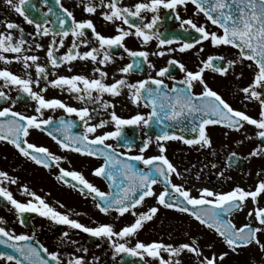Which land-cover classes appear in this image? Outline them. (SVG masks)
<instances>
[{"label": "snow or ice", "instance_id": "6c2138e0", "mask_svg": "<svg viewBox=\"0 0 264 264\" xmlns=\"http://www.w3.org/2000/svg\"><path fill=\"white\" fill-rule=\"evenodd\" d=\"M5 3L22 16L27 23L34 24L37 35L49 36L52 32L48 27L36 23L26 14L25 7L28 0H16V2L5 0ZM188 3L193 4L198 13H203L207 21L221 30L220 33L209 31L206 25H197L191 18L181 20V27L186 25L201 34L195 43L209 41L214 47L230 46L237 50L236 57L226 60L223 55H209L201 61L196 71L188 70L180 61L170 59L168 67L160 68L157 76L164 77L170 68L178 66L184 72V77L173 83L171 87L165 84L163 79L152 77L129 83L126 74L136 69L142 70V61L148 59L149 53L143 50L127 49L124 46L125 38L135 36L147 44L155 37L159 41V46L173 44L172 39L160 38V33L155 28L160 20L159 10L161 7L176 10L178 6L186 7ZM83 9L90 15L102 9L100 16L104 21L114 24L116 21H121L129 28L126 30L118 25L116 35L106 36L96 30L92 19L78 21L71 11L64 8L63 12L66 16L58 18L62 31L52 32L46 49V59L51 68L58 69L61 65L69 66L76 60H90L94 65H105L113 59L110 54L113 47H123L133 58L132 62L118 69V72L122 74L121 78L115 79L112 83L105 82L108 72L101 67L92 69L93 73L99 74L98 78H89L84 74L59 75L53 72L52 75L55 78L49 79V68L40 63V57L35 54H26L27 41L21 26L18 23L6 21L5 30L0 32V62L5 65L13 62L20 64L24 75L16 74L8 67L0 68V80L3 81L0 85V100L11 101L14 105L16 101L2 88H16L36 102V114L26 115L13 110V107L0 108V141L10 143L23 157L47 168L52 167L53 161L59 165V162L66 158L53 154L45 146L29 142L31 129L46 132L66 151L85 157H102L103 163L93 169V175L107 179L111 191H102L81 171L77 170H66L60 167L56 179L76 188L86 197L90 196L94 201H98L96 207L100 212L109 214L114 211L118 216L130 213L135 219L119 231L110 223L99 224L95 227L86 226L79 220L71 218L68 213H63L50 205L36 192L31 191L27 185H23L21 190L32 199L21 202L14 198L13 193L7 187L3 186L5 181L11 184L17 183L15 178L3 170H0V198L14 208L20 217L21 224L25 223L24 213H38L41 217L67 225L71 229L82 230L95 237L107 238L111 241L116 253H128L138 257L147 256L155 260L157 264H182L181 256L184 253L192 254L196 258L195 264H223L228 252L217 254L213 251L215 245L212 243L201 247L200 237L190 238L188 242L175 245L163 241L145 243L139 240L133 247H129L127 243H118L113 239L114 237L126 239L135 236L143 228L145 222L151 221L159 211L158 207L153 206L145 212H137V207L149 197H154L157 203L165 208L191 216L200 225L211 230L232 252L249 245H256L264 252V242L260 239V234H264V207L259 206L260 197L264 195V179H260L249 190L239 185L227 192H217L203 187L196 195H193L192 190L186 188L184 184L173 182V175L181 176V172L165 154L167 152L166 142L172 140L181 141L190 146L211 148L212 141L207 133L208 126H223L230 131L240 132L247 124L256 128V136L264 142V0H139L132 7L121 6V0H100L99 3H95V0H87ZM142 12L153 13L150 22L143 23ZM67 18H71V27L64 28ZM131 18H139L141 22H132ZM176 19H181L178 12ZM86 30H91L98 47H92L81 53L80 45L90 43L85 38ZM13 31H19L20 36L18 38L14 36ZM69 35L73 37L71 46L61 56L58 54V48L64 47L65 38ZM194 46V43L184 42L180 45L179 51L184 52ZM35 47L43 49L44 45L37 43ZM168 51L174 52L176 49L169 48ZM155 54L163 56L165 52L160 51ZM225 60L226 63L223 66L217 63L218 61L225 62ZM245 61L249 62L246 67L251 70L252 79L250 83L240 88L239 92L243 94V100L258 104L259 111L256 117L244 110L234 108L204 79V72L207 69L227 76L229 70L235 69L237 64L244 67ZM32 70L36 73L35 79L31 75ZM71 70V67H68V71L71 72ZM232 74L237 79L243 76V72L237 74L233 71ZM41 80L44 81V87L40 88V91H34V86L39 87ZM150 84L155 87L149 86ZM196 85L201 88L199 93L193 91ZM49 86L66 90L70 94H75L77 100L85 104H98L104 109L115 108L114 104L102 99L105 93L115 97L127 88L130 94L129 99L133 104L139 105L143 101L144 106L150 107L151 111L147 114L137 113L128 119L121 118L115 111H112L111 122L115 124V131L90 135L97 133V129L104 128L109 121L101 120L98 124H90L88 121L92 116L89 107H74L59 98H46L43 93L48 90ZM57 108L63 109L69 115L75 114L79 117L84 124V131L82 133L72 132L76 122L70 119L65 120L61 117L58 126H54L52 117L42 118L43 110ZM154 118L162 125H165L166 120L181 124L183 125L182 132L190 131L196 135L188 138L175 131H169L170 125H165L161 134L155 136L159 154L148 157H145L143 153L152 144L153 137L151 136L144 141L140 154L134 156L126 152H117L112 144L105 143L110 138L120 137L123 126L149 125ZM189 118H191L190 123L185 124L184 121ZM128 147H131L130 143ZM250 155H264V143L253 149ZM232 156H235V153ZM229 159L231 160V157ZM133 161H141L147 170L138 168ZM257 175L261 173L258 172ZM158 183H163L164 188L157 193L154 185ZM249 200L252 201L253 207L247 212V217L256 223H244L238 227L232 221L231 216L233 212L243 210ZM3 223V218L0 217V224ZM62 235L68 243H76L68 239L67 231ZM33 239L34 234H16L0 226V244L8 246L17 253L0 251V260H3L5 264H64L59 251H49L42 244L32 243ZM205 250L210 255H205ZM83 251L86 253L88 249L84 248ZM67 264H88V262L84 256L70 254Z\"/></svg>", "mask_w": 264, "mask_h": 264}, {"label": "flooded vegetation", "instance_id": "af4514ba", "mask_svg": "<svg viewBox=\"0 0 264 264\" xmlns=\"http://www.w3.org/2000/svg\"><path fill=\"white\" fill-rule=\"evenodd\" d=\"M14 2H16V0H14ZM86 2L87 0H28L25 11L26 14L36 23L48 27L52 30V32L62 31L58 18L66 16L63 12L64 8L71 11L78 21L82 19H92L96 26V30L103 35H116V28L118 25L128 30L129 26L123 25L121 21H116L115 24L104 21L100 16V11H102V9H98L96 14L90 15L86 13L83 9V5ZM99 2L100 0H95V3ZM137 2H139V0H121V6L132 7ZM177 12L179 13L181 19H176ZM158 14L160 20L155 28L160 33V38L172 39L174 40V43L171 45L159 46V41L155 37H153V39L147 44H144L142 39L135 36L126 37L124 46L127 49L135 51L143 50L149 53L148 59L146 61H142V70L136 69L126 74V79L129 83H134L136 81L152 77L163 79L165 84L171 87L173 83L182 80L184 77V72H182L178 66L170 68L168 74L164 77L157 76L160 68L168 67V61L170 59L178 60L185 65L186 69L196 71L201 65V61L205 60L209 55H223L226 60L234 59L236 57L237 50L235 48L230 46L214 47L209 41H201L197 44L195 41L200 38L201 34L186 25L181 27V20L191 18L197 23V25H206L209 31H216L217 33L221 32L217 26L212 25L210 21H207L203 13H198L193 4L188 3L186 7L178 6L176 10L161 7ZM141 15L144 17L143 23H147L150 22L153 13L142 12ZM131 19L132 22H141L139 18ZM6 21H12L21 26L24 38L27 41L25 45V48L27 49L26 54H35L40 57V63L49 68V79L55 78V76L52 75L53 72L59 75L84 74L89 76V78H98L99 74L93 73L92 69L93 67H101L104 71L108 72V77L105 82L112 83L115 79L121 78L122 74L118 72V69L131 63L133 59L123 47H113L110 51L113 59L105 65H94L90 60H76L69 66L61 65L58 69H52L46 59V49L51 40L52 32H50L49 36L37 35L34 24L27 23L22 16L17 14L5 3V0H0V32L5 30L4 23ZM63 27H71V18H67V23ZM132 31H134V29H132ZM13 35L18 38L20 33L19 31H13ZM85 38L88 39L90 43L88 45H80L79 51L81 53L90 50L92 47H98V43L92 36L91 30H86ZM57 39H59V37H57ZM72 39L73 37L71 35L65 38L64 47L58 48L59 55L62 56L67 51L68 47L71 46ZM184 42L194 43L195 46L192 49L181 52L179 51V48ZM37 43L44 45V48L37 49L35 47ZM169 48L176 49V51L169 52ZM201 49H203V51H201ZM160 51H164L165 55L160 56L155 54ZM226 60L225 62L218 61L217 63H221L223 66V64L226 63ZM247 63L249 62H244V67L237 64L235 69L229 70V74L227 76L220 75L211 69H207L204 72V79L210 87L219 92L220 95L232 104L234 108L244 110L249 115L256 117L259 111L258 104L243 100V94L239 92V89L250 83L252 79V72L246 67ZM3 67H8L9 70L16 74L24 75L22 66L16 62H13L10 65H5L3 62H0V68ZM68 67H71V72L68 71ZM233 71L237 74L243 72V76L237 79L236 76L232 74ZM31 75L35 79L36 73L34 70H32ZM173 77L175 79H172ZM2 84L3 81L0 80V85ZM149 86L155 87L151 84ZM42 87H44L43 80H41L39 87L34 86V91H40V88ZM2 90L12 97L16 103L13 105L11 101L5 102L0 100V108L13 107V110L26 115L36 114V102L32 101L25 93L18 91L16 88L10 89L5 87L2 88ZM193 91L199 93L201 91L200 86L196 85ZM43 94L46 98H59L70 106L89 107L90 114L92 116V118L88 121L90 124H98L101 120L109 121L104 128L97 129V133L90 135L102 134L107 131H115V124L114 122H111L112 111H115L118 116L124 119L131 118L137 113L147 114L151 111L150 107L144 106L145 102L143 101L139 105L133 104L129 99L130 94L127 88L123 89L119 96L113 97L107 93L103 95L102 99L104 101H109L111 104L115 105V108L110 107L108 109H104L98 104H85L84 102L77 100L75 94H70L66 90H61L60 88H52L49 86L48 90ZM93 94L95 95V93ZM17 97H19V99H17ZM43 112L44 114L42 118L47 119L48 117H52L54 126H58L60 118L63 117L65 120L70 119L76 122V126L72 129V132L82 133L84 131L83 122L75 114L69 115L63 109L59 108L54 110L45 109ZM188 120H191V118ZM188 120L184 121V123ZM156 124L160 126V131L164 129L165 125H170L171 128L173 126L181 127V124L168 120L165 121V125L160 124L158 120H156ZM169 131L172 130L169 129ZM256 131L257 130L254 126L247 124L240 132L234 130L230 131L223 126H208L207 133L212 141L211 148L190 146L181 141L172 140L166 142L167 152L165 154L179 169L181 167L183 157H189L188 155H199L201 158H204V155L206 158H209L212 157L213 153H215L216 155L222 157V165L224 164V170L226 173L222 172L224 183L215 185L212 190L217 192H227L236 185L249 190L252 189L260 179H264V155H250L253 149L261 143H264L256 136ZM153 132L154 131L150 129V124L125 125L122 127V135L120 137L110 138L105 143L112 144L113 148L116 149L117 152H126L128 155L134 156L140 154V148L143 146L144 141L148 136H151L153 137L152 144L144 151L143 155L145 157L158 155L159 152L155 141L156 135H154ZM185 132L190 137H194L196 135L190 131ZM28 140L38 146H45L53 154L65 157L66 159L61 160L59 165L53 161L52 167L47 168L42 165H37L31 160L23 157L10 143L0 141V170L8 172L11 177L17 180V183L15 184L5 181L3 186L7 187L9 191L13 193L15 199L21 202H27L29 199H32V197L26 195L21 190L23 185H27L31 191L36 192L50 205L56 207L63 213H68L71 218L79 220L86 226L95 227L99 224L110 223L114 225L117 231H119L120 228L134 221L135 218L130 213L125 214L124 216H118V214L114 211L109 214L100 212L96 207L98 201H94L90 196L86 197L76 188H73L68 184H64L56 179L59 175L60 167H63L66 170H77L81 171L90 182L95 184L102 191H111L112 189L108 187L109 181L107 179L93 175V169L103 163L102 157H85L74 152L66 151L62 149L56 141L49 137L46 132L36 129L30 130ZM129 143L131 144L130 148L128 147ZM233 153L239 157L238 159L243 161L242 166L245 167H242V169L239 170L230 165L229 157ZM133 163L138 165L140 168L147 170L141 161H133ZM231 169L232 171L242 175L241 181H238L236 184L229 181L228 172ZM258 172H260L261 175L258 176ZM68 179L71 180V178ZM172 180L174 183L179 184L174 176L172 177ZM163 188V183L154 185V189L157 193L162 191ZM191 190L193 195L197 194L192 188ZM150 198L151 197L146 198L145 202L137 207V212H145L150 207L155 206L158 207L159 211L153 219L158 216V213L168 211L169 213L175 212L174 217L177 219L185 217L194 220L191 216L180 213L174 209L165 208L164 206L159 205L156 199L151 200ZM151 202L153 203V206H150ZM61 205L63 206L61 207ZM251 206L253 207V203L249 200L246 202L243 210L233 212L231 219L238 227L241 224L250 223V220L247 217V212L251 209ZM259 206L264 207V195L260 197ZM0 217H2L4 221V223L0 224V226L5 227L9 231H14L16 234H34V239L32 241L34 244H42L47 247L49 251H59L62 259L64 260V264H67L70 254L84 256L88 264H157L155 260L147 256L138 257L137 261H130V259L126 260L125 255L128 253H116L115 249L112 247L111 241L107 238L95 237L88 233H84L82 230L71 229L67 225H62L41 217L38 213L29 212L27 215L23 214L25 223L21 224L20 217L17 212L3 198H0ZM244 219L247 222H244ZM149 222L150 221L145 222L143 228L135 235L137 239L135 243L138 240L147 243L145 238L147 237ZM251 223L255 224L256 222L253 220ZM66 231L69 233L68 239L76 241L75 244H70L65 238H63L62 234ZM211 232L212 231L209 230V233ZM211 234L214 235L213 232ZM260 236L264 237V234H260ZM130 238L131 237L120 239L114 237L113 239H115L118 243H127L129 247H133L135 243L131 241ZM208 238L211 239L209 236ZM84 248L88 249L86 253L83 251ZM0 264H5V262L0 260ZM182 264L195 263L187 262Z\"/></svg>", "mask_w": 264, "mask_h": 264}, {"label": "rangeland", "instance_id": "374dc122", "mask_svg": "<svg viewBox=\"0 0 264 264\" xmlns=\"http://www.w3.org/2000/svg\"><path fill=\"white\" fill-rule=\"evenodd\" d=\"M188 156L189 157L182 158L181 167L179 168L181 176L173 175L179 184L182 183L186 188H192L198 193V190L203 187L213 189L215 185L224 183L221 173H226V171L224 170V164L222 165V157L215 153L209 158H206L204 155V158H201L199 155ZM213 165H215V167H213ZM241 176V174L232 171V169L228 172L229 181L233 184L241 181ZM150 199L154 200L155 198L151 197ZM150 206H153L152 202ZM174 214L175 212H160L158 216L161 217L157 216L149 222L147 237L145 238L147 243L152 241H163L175 245L188 242L190 238L200 237L199 243L201 247H205L206 244L212 243L215 245L213 251L217 254L220 252H228L223 264H264V252H262L258 246L249 245L247 247L238 248L236 252H232L215 234H211L212 232L209 233L207 228L200 225L199 222L185 217L176 219L173 217ZM243 221L247 222L245 219ZM208 236L211 239H209ZM260 239L264 242V237L260 236ZM130 240L135 243L137 240L136 236L131 237ZM205 255H210V253L206 250ZM165 258H167L166 254ZM181 260L182 263H195L196 258L184 253L181 256Z\"/></svg>", "mask_w": 264, "mask_h": 264}, {"label": "water", "instance_id": "95a60500", "mask_svg": "<svg viewBox=\"0 0 264 264\" xmlns=\"http://www.w3.org/2000/svg\"><path fill=\"white\" fill-rule=\"evenodd\" d=\"M233 159H234V158H232L231 161H232ZM242 163H243V162L238 163V165H236V166L239 167V168H242V167H244V166H242ZM0 251H7V252H12L13 254H17V253H15V250L9 248V247L6 246V245H2V244H0Z\"/></svg>", "mask_w": 264, "mask_h": 264}]
</instances>
